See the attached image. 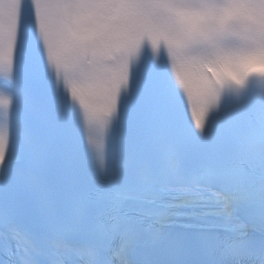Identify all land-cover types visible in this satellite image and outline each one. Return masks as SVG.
Returning <instances> with one entry per match:
<instances>
[{"label":"snow or ice","instance_id":"obj_1","mask_svg":"<svg viewBox=\"0 0 264 264\" xmlns=\"http://www.w3.org/2000/svg\"><path fill=\"white\" fill-rule=\"evenodd\" d=\"M201 253L264 264V0H0V264Z\"/></svg>","mask_w":264,"mask_h":264}]
</instances>
